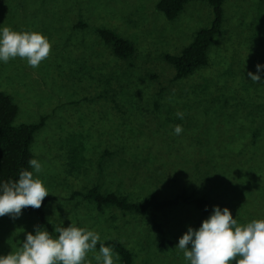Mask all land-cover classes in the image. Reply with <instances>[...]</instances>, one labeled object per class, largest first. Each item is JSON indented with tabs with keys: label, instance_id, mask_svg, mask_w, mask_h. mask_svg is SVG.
<instances>
[{
	"label": "rangeland",
	"instance_id": "rangeland-1",
	"mask_svg": "<svg viewBox=\"0 0 264 264\" xmlns=\"http://www.w3.org/2000/svg\"><path fill=\"white\" fill-rule=\"evenodd\" d=\"M159 2L0 0V27L39 32L51 43L38 68L19 57L0 63V92L19 108L14 126L47 118L31 151L42 164L33 175L52 198L44 213L54 226L23 211L19 219L0 217V255L19 251L35 226L55 237L71 224L120 241L133 264H185L179 238L205 220L194 206L158 214L162 235L146 217L100 212L74 196L95 186L137 202L185 192L205 198L210 210L227 207L239 224L264 220V74L258 84L247 75L264 64V1L226 0L208 66L180 81L165 58L211 27L214 13L193 1L170 21ZM102 30L132 42L134 57L119 58ZM163 237L172 244L162 250ZM97 255L87 253L86 264H97Z\"/></svg>",
	"mask_w": 264,
	"mask_h": 264
},
{
	"label": "clouds",
	"instance_id": "clouds-1",
	"mask_svg": "<svg viewBox=\"0 0 264 264\" xmlns=\"http://www.w3.org/2000/svg\"><path fill=\"white\" fill-rule=\"evenodd\" d=\"M51 50L49 40L39 32H17L0 27V63L7 64L17 57L26 59L32 68H38ZM264 64L255 65V73L248 71L251 81H262ZM264 83V82H262ZM260 83V84H262ZM258 84V83H257ZM179 119L184 113L177 112ZM182 126L173 133L179 136ZM33 171L23 170L15 182H0V217L19 219L26 208L40 209L49 191L33 172H42L37 159L29 160ZM35 234L28 233L19 251L0 255V264H86V256L100 243L97 264H116L119 256L104 245L100 235L92 230L72 226L57 227L55 237L40 226ZM183 253L185 264H264V220L239 224L230 210L214 206L211 214L198 229L189 226L175 247Z\"/></svg>",
	"mask_w": 264,
	"mask_h": 264
},
{
	"label": "trees",
	"instance_id": "trees-1",
	"mask_svg": "<svg viewBox=\"0 0 264 264\" xmlns=\"http://www.w3.org/2000/svg\"><path fill=\"white\" fill-rule=\"evenodd\" d=\"M193 1L208 2L214 13V21L211 27L200 30L193 42L186 47L180 55H167L165 60L175 70V80L180 81L191 77L199 69L208 66L209 51L221 31L223 25V6L226 0H160L157 9L166 19H176L185 9L186 5ZM264 1V0H261ZM100 36L106 44L112 46L114 53L121 59H132L136 48L132 42L111 31H99ZM19 108L11 96L0 92V182H15L23 170L32 171L29 160L34 159L31 148L35 134L45 126L46 117H43L37 124H24L14 126ZM74 196L81 197L103 212L108 208H116L125 214H132L137 217H146L151 220L160 234H164L157 221V215L178 207L181 204L192 205L201 215L207 219L212 210L205 198L195 195H177L170 199H162L156 193L148 195L143 201L130 200L127 196H120L114 192H103L99 186H95L87 192L75 193ZM52 200L46 197L40 209L26 208L23 212L35 214L39 218L41 226L54 230L45 217L44 209ZM118 254L123 264H133V253L120 241L108 240L103 242ZM172 243L165 237L162 238L159 246ZM100 248L97 243L96 249Z\"/></svg>",
	"mask_w": 264,
	"mask_h": 264
}]
</instances>
